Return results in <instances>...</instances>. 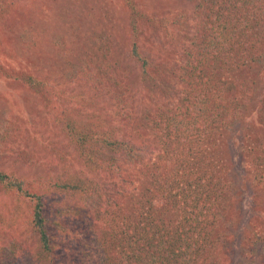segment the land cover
I'll return each instance as SVG.
<instances>
[{"label": "rangeland", "instance_id": "rangeland-1", "mask_svg": "<svg viewBox=\"0 0 264 264\" xmlns=\"http://www.w3.org/2000/svg\"><path fill=\"white\" fill-rule=\"evenodd\" d=\"M137 1L150 15L155 13L168 17L171 19L170 22L176 20L174 28H170L172 38L182 42L186 48H191L193 44L201 48L205 47L206 53L199 59L189 58V66L195 67L192 71L186 69V61L183 58L181 61L179 58L177 60L172 58V61L166 59V55L171 54L170 50L179 52L177 44H172L169 36L164 39L165 43L162 41L153 46L151 57L154 58L157 55L155 51L159 50L161 57L165 58L153 63L151 68H154L156 63L164 62L167 70L171 68L170 72L173 71L174 77L164 83L152 82L150 79L143 84L137 82L135 75L141 79L140 66L132 59L127 61L125 59L130 47V16L124 0H24L14 10L0 12L1 171L30 180L41 179L39 185L41 184L42 187L50 186L51 179L54 180L53 182L57 178L67 181L70 172L75 174L81 172L82 175L100 183L102 188L112 189L114 193L118 187L121 189L127 187V185L116 187V183L119 182L117 174L122 173L128 182L121 181L119 185H131L136 197L144 196L143 193L140 194V190L145 186V192L153 195L160 202L162 197L158 195L155 197L147 187L158 188L159 185L166 183L168 189L175 193L178 186L182 185V178L189 180L191 178L186 176L187 174L193 178V175L201 171L198 160H208L204 158L203 151L210 157L213 152L215 154L219 152L210 145L211 140L205 139L214 137L213 132L203 138L206 130H202V126L199 127L197 124L200 122L199 112L195 111L194 106L186 100L188 97L190 100L188 95L196 91H192L191 88L196 87L195 84L198 86L200 78H211L213 84L209 83L210 87L206 89L213 91L212 89L215 88L214 91H219L220 97L223 90L220 91L218 86L221 85L228 91L236 90L238 87V94L241 96L244 92L252 94L253 98L249 106L255 108L256 90L252 92L249 82L246 83V89L245 80L237 76V73L227 74L213 68L204 69L199 62L204 58L211 59L214 53V49L208 46L206 27L209 23L202 0ZM147 34L152 38L150 30ZM222 54H225V51ZM88 66L92 69L88 71L89 78H80L79 73ZM110 66L119 69L123 75L125 69L128 74L127 78L120 80L115 88H106L109 82L115 80L111 75H116ZM101 68H104L105 73L100 74L105 76L101 78L98 76L102 81L98 85L96 80L94 82V77L93 80L91 79V75L92 72L98 75ZM29 75L40 78V86L59 89L64 98L56 96V105L45 107L36 89L22 81V77ZM258 79L264 87V76ZM240 81L244 86L239 83ZM98 88L104 89L105 92L107 90L104 96L105 100L108 99L107 105L104 104L106 101L97 102L93 96L86 98V103H78L71 99L75 91H82L88 95L87 92H95L99 90ZM116 88L132 96L135 110L131 109L130 112L133 113L130 116L127 115L128 110L117 106L114 94ZM214 91L213 93H216ZM79 104L81 106L85 104L83 108L87 110V115L103 114L116 124H123L121 129L116 128V136L129 143L146 146L145 157L132 164L129 163L127 152L121 150L120 154L115 156L120 173L98 171L95 174L89 170L65 132L54 126L46 127L40 121L47 112L52 113L55 110L62 113ZM90 118L92 117H87ZM211 126L208 125L209 128ZM9 127L13 129L10 130ZM214 130L212 126L211 131ZM240 132L235 140L229 142L230 146L235 147L247 138L239 137ZM261 142L264 145L263 133ZM112 154H114L113 148H107L102 153L103 158H108ZM194 157L196 158L193 160ZM238 167L240 171L238 174L241 177L239 179L244 180L243 202L251 207L241 221L243 227L233 231L236 243L232 239L230 243L233 245L232 252L238 264H250L249 260L254 256L252 252L258 251L253 245H250V249L248 245L244 251V245L242 246L240 241L241 236L250 237L254 232L264 236V199L262 204L255 206V210L252 209V203L250 205L251 191L260 188L264 194V175L258 182L256 176L257 179L247 174L245 169L248 165L245 160ZM186 184L187 187L192 188L195 182L186 181ZM29 190L32 198H35V194H43L42 199L51 206L52 219L57 216L56 208H63L67 204L83 206L81 211L83 215L80 219L75 215L65 217L67 222L72 219L70 225L73 227L82 223L88 225L87 220L93 217L92 211L96 209H91L92 203L74 192H65L58 188L46 192L42 191L41 187ZM34 202L35 200L29 201L27 197L18 193L17 189L0 183V246H6L4 252V257H8L6 264H42L34 260L33 255L41 246L39 232L36 233L34 229L32 210L35 206ZM100 204L105 207L104 215L107 218L114 216L113 212L111 214L106 212L108 206L104 202H100L98 207ZM101 220L99 225L102 228H110L108 233H111V236L116 235L126 224H123L122 216H118L112 225H108V220ZM252 240L256 242L255 239ZM257 240L264 243L261 237H257ZM227 241L229 242L228 238ZM94 253L93 255L96 256ZM228 260L226 259L223 264H227ZM255 264H260V260L255 259Z\"/></svg>", "mask_w": 264, "mask_h": 264}, {"label": "trees", "instance_id": "trees-1", "mask_svg": "<svg viewBox=\"0 0 264 264\" xmlns=\"http://www.w3.org/2000/svg\"><path fill=\"white\" fill-rule=\"evenodd\" d=\"M23 1L0 0V12L3 10L10 12ZM202 1L206 10L207 23H209L206 27L208 46L214 49V53L211 59L204 58L199 62L204 69L213 68L227 74L237 73V76L245 80V86L242 81L239 83L246 89V83L249 82L252 92L256 90L255 108L249 106L253 98L252 94L244 92L241 96L238 94V87L236 90L228 91L221 85L218 86L220 91L223 90L220 97L219 91H214L215 88L212 90L216 93L206 89L210 87L209 83L213 84L211 78H200L198 86L195 84L196 87L191 88L192 91H196L188 95L190 100L186 95L188 97L186 100L194 106L195 111L199 112L200 122L197 124L199 127L202 126V130H206L203 138L213 132L214 137L205 139L211 140L210 145L219 152L217 154L213 152L210 157L203 151L204 158L208 160H198L201 175L198 172L192 178L187 174L186 176L191 179L182 178V185L178 186L175 193L168 189L166 183L159 185L158 188L147 187L155 197L157 195L162 197L160 202L153 195L145 192V186L140 190V194L143 193L144 196L136 197L131 185H119V182H128V179L120 173L115 156L124 150L129 156V163L133 164L147 154L146 146L129 143L116 136V128L121 129L123 124H116L103 114L87 115V110L83 108L85 104L82 106L79 104L62 113L55 110L52 113H45L40 118L42 125L63 130L89 170L95 174L98 171L110 173L116 171L120 173L117 174L119 182L116 183V187L125 185L127 187L124 189L118 187L114 193L112 189L102 188L100 183L89 176L82 175L81 172L77 174L70 172L67 181L57 178L53 182L54 180L51 179L50 186L42 187L41 184L39 185L41 179L30 180L0 170V183L17 189L18 193L27 197L29 201L35 200V206L32 208L34 229L36 233L39 232L41 246L34 251V260L42 264H223L226 259H229L227 264H238V260L236 261L233 255V245L230 240L236 243L233 231L243 227L241 221L251 207L243 202L244 180L239 179L241 177L238 174V165L245 160L248 165L245 169L247 174L253 175L255 179L258 178V182L264 175V145L261 142L262 133L264 135V87L258 79L264 76V0ZM124 3L130 16V47L126 54L127 58H124L126 61L132 59L140 66L141 79L135 75L138 83L143 84L149 79L152 82L164 83L174 77L173 71L170 72L171 68L167 70L164 62L155 64L154 68L158 70L151 68L153 63L158 62L160 58H165L161 57L159 50L155 51L157 55L152 58L153 46L162 41L165 43L164 39L169 36L172 44H177L179 52L170 50L171 54H167L166 59L172 61V58L175 60L179 58L181 61L183 58L186 61V69L192 71L195 68L189 66V58L199 59L206 53V49L197 44L186 48L182 42L172 38L170 28H174L176 20L170 22L171 19L168 17L155 13L148 14L137 0H124ZM147 29L150 30L152 38L148 37ZM222 50L225 54H222ZM89 70H92L90 66L81 71L80 78H89ZM108 70L110 74L111 70L116 73L111 75L116 81L109 82L106 88L117 87V83L128 76L125 69L124 75L114 67H111V70L108 67ZM100 73H105L104 68L99 69L98 75L93 72L91 75V79L93 80L94 77V82L97 81L98 85L102 83L98 76L100 78L105 76ZM21 79L36 89L45 107L55 106L56 96L64 98L59 89L40 86L41 80L35 75ZM124 91L127 90L124 89ZM106 92L104 89H99L92 93L89 91L87 95L82 91H75L71 99L78 103H86V98L93 96L97 102L106 101L104 104L107 105L108 99L104 98ZM114 94L117 106L128 110L127 115L130 116L133 113L130 112L131 109L135 110L132 96L119 88H116ZM87 117L92 118L87 119ZM209 124L214 126V131H211L212 126L208 127ZM9 129L13 128L9 127ZM239 131H241L239 137L247 138L239 141L240 143L235 147L230 146L229 142L235 140ZM107 148H113L114 154L103 158L102 153ZM251 153L255 154L251 156ZM186 181L191 183L194 181L195 184L189 188ZM37 187H41L42 191L46 192L52 188L74 192L91 202L90 208L96 209H94L95 212L92 211L93 217L87 220L88 225L82 223L73 227L70 225L72 219L70 218L67 222L65 218L67 215L81 218L84 207L78 204H67L63 208H56L59 218L57 219L56 216L52 219L51 206L42 199L43 194H35L37 199L30 197L32 193L29 189ZM251 193L250 205L252 203V209L255 210L257 204L258 206L262 204L264 194L260 188H256ZM151 199L152 201L149 202ZM100 202H104L108 206L106 212L110 214L113 212L114 216L107 218L104 215L105 207L101 204L98 207ZM118 216H122L123 224L126 223L125 227L111 236V233H108L110 228H102L99 221L108 220V225H112ZM222 228L223 230L220 231L219 229ZM257 237L264 240V236L257 232L250 237L241 236L240 244L244 245V251L248 245L249 249L250 245H253L258 251L252 252L254 256L249 260L250 264H255V259L260 260V264H264V243L257 242ZM5 249L6 246H0V264L7 263L8 257H4Z\"/></svg>", "mask_w": 264, "mask_h": 264}]
</instances>
